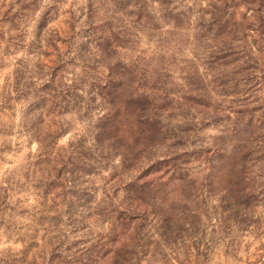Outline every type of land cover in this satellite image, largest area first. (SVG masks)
Masks as SVG:
<instances>
[{
    "label": "rangeland",
    "instance_id": "374dc122",
    "mask_svg": "<svg viewBox=\"0 0 264 264\" xmlns=\"http://www.w3.org/2000/svg\"><path fill=\"white\" fill-rule=\"evenodd\" d=\"M0 264H264V0H0Z\"/></svg>",
    "mask_w": 264,
    "mask_h": 264
}]
</instances>
